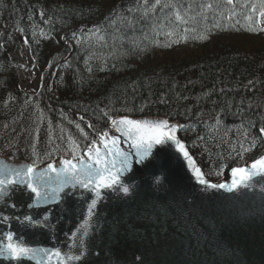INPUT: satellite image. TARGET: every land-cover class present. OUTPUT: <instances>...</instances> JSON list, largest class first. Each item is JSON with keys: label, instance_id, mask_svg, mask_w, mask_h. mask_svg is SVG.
<instances>
[{"label": "trees", "instance_id": "obj_1", "mask_svg": "<svg viewBox=\"0 0 264 264\" xmlns=\"http://www.w3.org/2000/svg\"><path fill=\"white\" fill-rule=\"evenodd\" d=\"M260 14L264 0H0V152L78 159L112 118L158 116L227 180L264 153ZM21 43L34 93L19 86Z\"/></svg>", "mask_w": 264, "mask_h": 264}, {"label": "water", "instance_id": "obj_2", "mask_svg": "<svg viewBox=\"0 0 264 264\" xmlns=\"http://www.w3.org/2000/svg\"><path fill=\"white\" fill-rule=\"evenodd\" d=\"M137 120H167L176 125V137L186 147L193 166L171 142L153 148L150 163L138 165L122 173L120 179L130 189L128 194L114 189H102L94 215L90 221L89 236L85 238L84 258L64 261V264H264V176H254L232 192L201 184L194 168L203 174L208 184L231 185L232 171L226 181L207 179L179 137V123L164 117L121 116ZM109 136L120 135L112 125ZM96 145L102 148L100 137ZM120 147L131 151L130 143L121 136ZM264 156V155H263ZM85 159L87 156L84 155ZM62 158L51 162L62 167ZM71 159V158H70ZM69 159V160H70ZM135 160V158H134ZM254 162V161H253ZM238 168L251 169L252 163ZM46 164L36 167L29 162L0 154V170L7 167L34 166L35 177L47 170L48 180L55 187L56 174ZM19 179V177L17 178ZM26 187L9 189L0 199V211L9 216L33 215L34 218L50 213L43 228L24 225L10 220V227L0 223V250L9 242L7 233L14 232L11 243H23L32 248H60L67 255L81 249L72 242V232L87 219L86 204L93 194L79 187L66 189L63 201L39 208H28L34 202ZM83 193V195H81ZM15 203L17 207L9 205ZM0 264H57L36 259L15 261L0 257Z\"/></svg>", "mask_w": 264, "mask_h": 264}, {"label": "snow or ice", "instance_id": "obj_3", "mask_svg": "<svg viewBox=\"0 0 264 264\" xmlns=\"http://www.w3.org/2000/svg\"><path fill=\"white\" fill-rule=\"evenodd\" d=\"M159 3V0H157ZM231 4L232 0H228ZM75 35V33H73ZM107 115V114H105ZM111 125L116 133L120 135L109 136L108 132H104L100 136L102 148L93 142L85 153L79 159L73 155L72 159L62 161V167L57 168L53 164L48 165V169L56 174L55 187H52L45 176L48 175L47 170L41 171L33 176L35 172L34 166L7 167L0 170V199H4L8 195V190L16 187H26L30 190V195L34 196V202L27 205L28 208H39L41 206L53 203L59 204L63 201L62 193L66 189H75L77 187L92 193V198L86 204L87 219L79 224L72 232V242L81 251L78 254L67 255L60 248H32L25 246L23 243H11L15 235L14 232L7 233L9 241L3 250H0V257L21 261L23 259L33 260L40 256L41 261L51 262L56 260L57 264H64V261H81L84 258L85 238L89 236V227L94 210L97 206L98 198L102 196V189H114L128 194L130 189L120 179L122 173L132 170L133 162L138 165H145L151 162L150 157L153 155V148L157 145H166L173 143L176 149L183 153L189 161V166H193V161L189 155L185 145L177 139L175 133L176 125H169L167 120H137L123 117L113 119ZM264 133V127L260 129ZM121 136L126 138L130 143L131 151H124L120 147ZM135 158V160H134ZM197 178L201 184L207 185L214 189H227L232 192L239 189L241 185L249 187L246 181L251 180L254 176H264V156L256 159L251 169L233 168L232 184H208L203 179V174L198 168H194ZM19 177V179H17ZM83 195V193H81ZM11 208L17 207L15 203L9 205ZM50 213L44 214L42 217L34 218L33 215L26 214L24 216H9L0 211V223L10 227L9 221L16 220L24 225L43 228L50 220Z\"/></svg>", "mask_w": 264, "mask_h": 264}, {"label": "rangeland", "instance_id": "obj_4", "mask_svg": "<svg viewBox=\"0 0 264 264\" xmlns=\"http://www.w3.org/2000/svg\"><path fill=\"white\" fill-rule=\"evenodd\" d=\"M259 21L264 27V16H260ZM12 57L16 59L21 65H23V68L19 71V86L21 89L28 93L36 92L41 83V74L36 68L33 67V60L31 58L29 47L26 44L21 43L17 50L12 53ZM29 75L33 76L29 77ZM113 119H116V117L112 118L111 121ZM111 121L108 125L111 124ZM20 160L29 162L25 159Z\"/></svg>", "mask_w": 264, "mask_h": 264}]
</instances>
